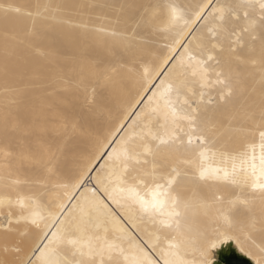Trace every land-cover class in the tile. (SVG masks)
Segmentation results:
<instances>
[{
  "label": "snow or ice",
  "instance_id": "snow-or-ice-1",
  "mask_svg": "<svg viewBox=\"0 0 264 264\" xmlns=\"http://www.w3.org/2000/svg\"><path fill=\"white\" fill-rule=\"evenodd\" d=\"M226 243L264 264V0H0V264Z\"/></svg>",
  "mask_w": 264,
  "mask_h": 264
},
{
  "label": "bare ground",
  "instance_id": "bare-ground-1",
  "mask_svg": "<svg viewBox=\"0 0 264 264\" xmlns=\"http://www.w3.org/2000/svg\"><path fill=\"white\" fill-rule=\"evenodd\" d=\"M21 2H24V0H21ZM31 2L32 3H48L50 2V0H31ZM54 2L93 3V2H99V0H54ZM178 2L195 3L196 0H178ZM92 175H95V173H92ZM231 257L242 258V259H245L248 263L254 264V261L252 260V258L241 253L234 243L224 244L221 248L217 250V255L214 257V259L218 262V264H231L230 263Z\"/></svg>",
  "mask_w": 264,
  "mask_h": 264
},
{
  "label": "rangeland",
  "instance_id": "rangeland-1",
  "mask_svg": "<svg viewBox=\"0 0 264 264\" xmlns=\"http://www.w3.org/2000/svg\"><path fill=\"white\" fill-rule=\"evenodd\" d=\"M231 264H248L247 262L240 260V259H236V258H231Z\"/></svg>",
  "mask_w": 264,
  "mask_h": 264
},
{
  "label": "water",
  "instance_id": "water-1",
  "mask_svg": "<svg viewBox=\"0 0 264 264\" xmlns=\"http://www.w3.org/2000/svg\"><path fill=\"white\" fill-rule=\"evenodd\" d=\"M231 258H236V259H240V260H243V261H245V262H247L245 259H242V258H238V257H231ZM231 263V262H230ZM248 263V262H247ZM248 264H250V263H248Z\"/></svg>",
  "mask_w": 264,
  "mask_h": 264
}]
</instances>
